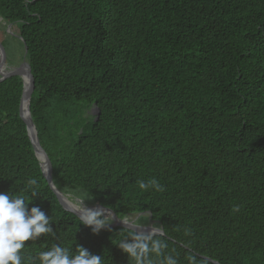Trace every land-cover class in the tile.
<instances>
[{
	"label": "trees",
	"instance_id": "trees-1",
	"mask_svg": "<svg viewBox=\"0 0 264 264\" xmlns=\"http://www.w3.org/2000/svg\"><path fill=\"white\" fill-rule=\"evenodd\" d=\"M0 18L21 46L0 41L6 61L30 66V115L57 189L118 218L145 212L142 225L150 213L178 264H264V0H0ZM22 87L18 75L0 81V192L24 195L56 234L22 253L79 245L131 264L116 246L128 229L93 234L58 202ZM152 178L163 192L139 188Z\"/></svg>",
	"mask_w": 264,
	"mask_h": 264
},
{
	"label": "clouds",
	"instance_id": "clouds-1",
	"mask_svg": "<svg viewBox=\"0 0 264 264\" xmlns=\"http://www.w3.org/2000/svg\"><path fill=\"white\" fill-rule=\"evenodd\" d=\"M52 183L53 181H49L50 185ZM137 183L143 191H164L155 178L146 182L140 180ZM38 189L37 179L27 181L26 191L30 193L31 200L38 196ZM91 198L84 192L71 197L72 208L80 221L79 224L89 227L93 234H98L102 229L110 231V225L116 218L115 214L105 207L88 208L84 202ZM29 203L24 195H11L9 191L0 192V264H22L24 260H27L28 264H103L101 255L91 254L79 245L75 247L74 253L68 247L53 244L34 256H25L21 251L26 247L25 241H35L42 235H56L51 226V216L38 206L29 208ZM119 221L129 230V235L121 239L116 246L127 255L131 264H178L175 256L165 253L167 244L162 225H146L147 231H138L140 228L135 219L124 217ZM185 234L190 235V229L186 228Z\"/></svg>",
	"mask_w": 264,
	"mask_h": 264
},
{
	"label": "water",
	"instance_id": "water-1",
	"mask_svg": "<svg viewBox=\"0 0 264 264\" xmlns=\"http://www.w3.org/2000/svg\"><path fill=\"white\" fill-rule=\"evenodd\" d=\"M9 26H11V25H9ZM24 48H25L24 52L26 53V47L24 46ZM13 75L20 76L22 79V82H23L22 96H21L19 111H20V114H21V116L25 122L27 135H28L29 140L31 142V145L33 147V151L35 153V156L37 157L39 164H40V167H41V170H42V173H43L47 183L49 184V181H52L50 161H49V158H48L46 152L44 151V149L40 145V142H39V139L37 136V130H36V127L32 121V118L30 115V110H29V99L31 96L32 84H33V78H32V74H31L30 66H29L28 62L25 60V58H23L16 65H8V63L6 62V51H5L4 47L0 44V81L4 80L10 76H13ZM25 99L27 101V104L24 108L23 107V101ZM91 112L93 114H95L96 116L99 115V110L95 104L93 105ZM45 173H47V175H45ZM49 186L51 187L52 191L56 195L60 205L65 210L75 214V212L73 211V208L70 207L68 205V203L66 202L67 200H69L68 194H65L62 191H60L59 189H57L55 187L54 183H52L51 185L49 184ZM92 206L104 207L103 205H100V204H93ZM105 208H107V207H105ZM107 209H110V208H107ZM110 210L114 213V211L112 209H110ZM135 214H136V217L134 219L136 220V218L138 216L144 215L145 212H139V213H135ZM115 217L116 218L113 220V222L110 226L123 227L122 223L119 221V219H121V218H118V216L116 214H115ZM125 217H129V216H125ZM150 217L151 216L149 213V219H148L147 224L142 225V224L137 223V226L140 228V229H137L138 231H141V230L147 231L146 225H152L155 222ZM214 262L217 263L216 261H214Z\"/></svg>",
	"mask_w": 264,
	"mask_h": 264
},
{
	"label": "rangeland",
	"instance_id": "rangeland-1",
	"mask_svg": "<svg viewBox=\"0 0 264 264\" xmlns=\"http://www.w3.org/2000/svg\"><path fill=\"white\" fill-rule=\"evenodd\" d=\"M0 25H1L0 26V39H1L0 41H3L4 42V45L7 48V50H8V47H11L12 48V47H15L16 46L17 53L20 54L21 53V46H20L18 40L15 38L16 37V33H17V30L15 29V27L14 26L12 27V26H9V25L6 26L5 22L1 18H0ZM5 36H6V38H5ZM11 48H10V50H11ZM7 62H9V61H7ZM17 62L19 63L20 60H18ZM81 192L82 191H74V193L68 194V197H69L70 200H72L71 197L73 195H79ZM84 203L87 206L88 205H93L92 202L90 201V199L85 200ZM128 216L134 219L136 217V214H131V216L130 215H128ZM138 218H140V216H138L136 218V222L137 223H138ZM141 219L142 220H140V222L146 223V224L148 223L147 217L142 216ZM153 224H155V223H153Z\"/></svg>",
	"mask_w": 264,
	"mask_h": 264
},
{
	"label": "bare ground",
	"instance_id": "bare-ground-1",
	"mask_svg": "<svg viewBox=\"0 0 264 264\" xmlns=\"http://www.w3.org/2000/svg\"><path fill=\"white\" fill-rule=\"evenodd\" d=\"M26 104H27V101H26V99L23 101V107L25 108V106H26ZM69 198V197H68ZM67 203H68V205L70 206V207H72V203H73V201L72 200H67L66 201ZM87 206V205H86ZM88 208H96L97 206H92V205H88L87 206Z\"/></svg>",
	"mask_w": 264,
	"mask_h": 264
},
{
	"label": "flooded vegetation",
	"instance_id": "flooded-vegetation-1",
	"mask_svg": "<svg viewBox=\"0 0 264 264\" xmlns=\"http://www.w3.org/2000/svg\"><path fill=\"white\" fill-rule=\"evenodd\" d=\"M7 62V61H6ZM8 63V62H7ZM18 62H17V60L16 61H14L13 63H8V65H15V64H17Z\"/></svg>",
	"mask_w": 264,
	"mask_h": 264
}]
</instances>
